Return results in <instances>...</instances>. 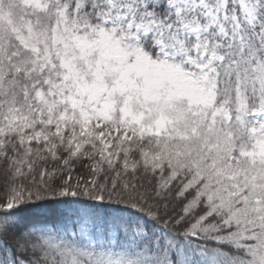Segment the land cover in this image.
<instances>
[{"label": "snow or ice", "instance_id": "1", "mask_svg": "<svg viewBox=\"0 0 264 264\" xmlns=\"http://www.w3.org/2000/svg\"><path fill=\"white\" fill-rule=\"evenodd\" d=\"M0 264H264V0H0Z\"/></svg>", "mask_w": 264, "mask_h": 264}, {"label": "trees", "instance_id": "2", "mask_svg": "<svg viewBox=\"0 0 264 264\" xmlns=\"http://www.w3.org/2000/svg\"><path fill=\"white\" fill-rule=\"evenodd\" d=\"M32 213H41V214L46 213L48 215L52 214L51 211L48 209H31V210H28V213H26V214L31 215Z\"/></svg>", "mask_w": 264, "mask_h": 264}]
</instances>
